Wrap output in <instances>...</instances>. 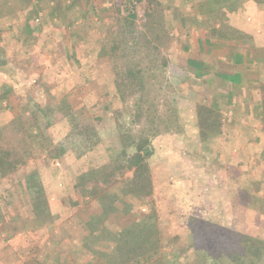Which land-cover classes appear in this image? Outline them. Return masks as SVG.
I'll use <instances>...</instances> for the list:
<instances>
[{
	"label": "rangeland",
	"instance_id": "rangeland-1",
	"mask_svg": "<svg viewBox=\"0 0 264 264\" xmlns=\"http://www.w3.org/2000/svg\"><path fill=\"white\" fill-rule=\"evenodd\" d=\"M157 1L166 37L154 51L130 38L123 19L137 7L128 0H41L40 37L18 43L6 26L29 2L0 0V264H126L119 232L147 214L158 231L148 264L222 257L216 247L193 251L189 216L264 241V145L245 149L263 140L264 87L233 102L223 97L228 82L205 81L198 74L213 69L188 62H209L198 43L224 21L219 0ZM136 77L142 93L131 91ZM198 104L220 114L206 143L191 125ZM130 138L148 141L153 194L130 207L115 201L108 232L84 237L69 223L88 203L79 187L130 179ZM31 175L39 186H27Z\"/></svg>",
	"mask_w": 264,
	"mask_h": 264
},
{
	"label": "trees",
	"instance_id": "trees-1",
	"mask_svg": "<svg viewBox=\"0 0 264 264\" xmlns=\"http://www.w3.org/2000/svg\"><path fill=\"white\" fill-rule=\"evenodd\" d=\"M128 1L133 7H137L135 11H132L123 19L130 38L138 43L141 42L147 49L158 51V45L166 37L164 8L162 4L157 0ZM244 2H248V5L252 4V8L264 9V0H244L242 3L238 2L233 7L232 12H238ZM220 27L218 29L212 27L211 31L221 35V37L227 38L237 36V34L244 36L227 24H221ZM113 49V51H116L115 48ZM192 63L194 64L193 67L197 65L195 61H192ZM130 82L132 92L141 91L142 93L144 90L142 77H136L135 80H130ZM122 86L124 87V84ZM138 100L140 102L141 99ZM136 111L137 116L143 113L141 103H137ZM193 115L191 125L198 133L200 141L206 143L208 138L206 132L212 128V125L220 124V114L208 106L198 104L195 106ZM71 119L73 120L74 117L72 116ZM261 119L263 120L264 128V108L261 110ZM130 143V146L134 148V152L125 158L123 170L130 171L132 173L131 178L123 182L117 180L103 182L104 185L102 186L94 181L90 187H86V185L79 187L82 197L87 196L86 202L88 203L71 215L77 217L76 222H69L72 223L70 227L72 226L71 229L73 231L82 234L84 237L88 235L93 236V234H97L103 230H107L108 232V223L106 222L105 224L104 218L107 215V209L111 210L115 201H121L124 205L130 207L140 205L144 202L145 198L151 197L153 194V183L147 163L148 158L152 155V151L147 147L148 141L145 139L137 141L131 139ZM34 176L31 175L28 179L27 186L31 184L39 186L36 179L34 180ZM42 193L41 188L35 192L36 195L40 196ZM139 202L140 204H138ZM41 210L38 209V213ZM45 212L43 210L40 214L45 215ZM96 212H99V214ZM98 224H101L99 228ZM80 225L82 226L83 233L79 232ZM211 226L213 227L214 225L205 219L195 216L188 217L187 227L192 242L191 248L194 252L210 254L209 249L216 247L217 253L220 251L219 254L222 257L219 258L217 257L218 255H214L211 257L213 261L211 264H264V241L235 231L215 227L211 229ZM156 227L153 215L147 214L131 226V229H128V233L122 234V232H119V236L122 238V241L119 243V251L127 250L128 252L126 264H148L153 260V252L150 248L158 245V231ZM135 249H141L142 253L131 257L130 254L131 252L133 254ZM109 259L107 258L106 261ZM224 259L226 261H223ZM156 264H160L159 259L156 261Z\"/></svg>",
	"mask_w": 264,
	"mask_h": 264
},
{
	"label": "crops",
	"instance_id": "crops-1",
	"mask_svg": "<svg viewBox=\"0 0 264 264\" xmlns=\"http://www.w3.org/2000/svg\"><path fill=\"white\" fill-rule=\"evenodd\" d=\"M27 1L29 2L27 6L21 12L15 13L13 17L16 19L11 20L6 26L9 34H12L10 36L11 43L24 41L26 36L29 37L30 42H33L34 39L40 37V30L43 27L42 25L45 24L44 20L46 16L44 11H41L38 7L39 5L41 6V0ZM243 1L219 0L220 6L224 5L225 7L221 9V12L216 13V18H219L218 14H220V16L224 17V21L221 24L229 25L233 30L238 31L244 36L237 34V36L228 38L221 37V35L213 33L211 31L212 29L206 32L202 27L206 35L208 33L212 34L211 36H205L206 38L203 43H198V49L208 51L207 57L210 60L209 62L201 61L200 56H189L188 60L192 66L194 65L192 61H195L198 67L204 65L210 66L213 69L211 70L212 73L209 76L207 75L208 77L205 75L202 76L200 73L198 74L205 81L216 82L225 80L228 82V85L225 86V95L223 97L230 98L233 102L234 100L237 102L239 96H243L239 97L240 99L246 98L247 96L250 97V95H256L264 87V9L252 8V4L248 5V2L245 3V1V4L243 3L238 12H232L233 7L238 2L242 3ZM35 2L37 3L36 5ZM221 24L217 23L213 28H221ZM35 35L38 37H35ZM214 49L217 51H214L209 56L210 51ZM192 50L196 51L194 49ZM259 129H261V132H264L261 124ZM259 138L260 140L263 138V140L258 141L254 136L252 139H247L253 141L250 143H247L248 141L245 142V149L252 153L254 146L264 145V136Z\"/></svg>",
	"mask_w": 264,
	"mask_h": 264
}]
</instances>
